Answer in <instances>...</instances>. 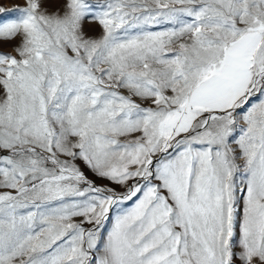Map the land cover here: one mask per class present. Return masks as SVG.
I'll use <instances>...</instances> for the list:
<instances>
[{"label":"snow or ice","instance_id":"snow-or-ice-1","mask_svg":"<svg viewBox=\"0 0 264 264\" xmlns=\"http://www.w3.org/2000/svg\"><path fill=\"white\" fill-rule=\"evenodd\" d=\"M9 12L0 264H264V0Z\"/></svg>","mask_w":264,"mask_h":264},{"label":"rangeland","instance_id":"rangeland-1","mask_svg":"<svg viewBox=\"0 0 264 264\" xmlns=\"http://www.w3.org/2000/svg\"><path fill=\"white\" fill-rule=\"evenodd\" d=\"M24 3V0H0V6H3L5 8L11 9L17 6H22ZM18 16V13L16 12H9L6 14H0V21L16 18ZM100 34V29L98 26H92V30L89 31V35L92 36H98ZM17 39H13L11 41L0 39V52H9L12 50V45L17 43ZM91 176V173H89ZM98 184H108L109 182L107 180H97Z\"/></svg>","mask_w":264,"mask_h":264}]
</instances>
